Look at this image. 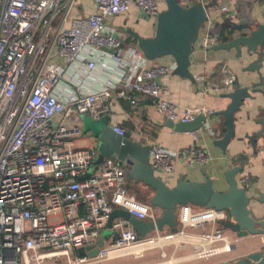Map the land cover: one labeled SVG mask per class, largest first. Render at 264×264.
<instances>
[{
  "label": "built area",
  "instance_id": "obj_1",
  "mask_svg": "<svg viewBox=\"0 0 264 264\" xmlns=\"http://www.w3.org/2000/svg\"><path fill=\"white\" fill-rule=\"evenodd\" d=\"M75 1L0 0V264H101L121 256L142 258L152 250L174 263L230 254L234 239L219 224L228 219L224 211L180 206L174 234L155 231L139 237L121 218L107 228L116 209L153 223L160 211L127 190L125 169L116 161L95 164L97 149L74 146L80 117H107L114 99L132 108L146 100L173 123L213 111L169 100L161 79L174 65L148 61L134 44L124 47L108 25L131 5L153 18L164 2L93 0L94 13L70 19ZM207 1L176 0L183 8ZM216 13L230 26L235 22L230 5L222 4ZM211 25L208 15L196 42L205 51L220 43ZM232 81L227 75L222 85L210 87L223 93ZM112 130L128 135L122 128ZM138 138L149 147L150 167L164 179L173 174L176 161L191 169L211 165L210 153L195 144L176 152L142 133ZM238 182L250 186L246 176ZM106 231L111 236L96 256L77 254L95 246ZM166 247H172L170 253Z\"/></svg>",
  "mask_w": 264,
  "mask_h": 264
},
{
  "label": "water",
  "instance_id": "obj_2",
  "mask_svg": "<svg viewBox=\"0 0 264 264\" xmlns=\"http://www.w3.org/2000/svg\"><path fill=\"white\" fill-rule=\"evenodd\" d=\"M224 0H208L204 4L197 3L189 8L181 7L176 0H164L165 8L153 17V32L149 37H141L134 31H127L128 38L148 61L170 57L174 61L172 74L194 83L190 72L191 55L198 40L199 32L207 21L208 15L218 10ZM233 1L235 20L232 30L237 33L226 43H219L213 51L235 49L238 57L244 53L254 57L253 61L243 69V72H257L259 81L250 83L252 88H242L236 76L231 83V92L224 95L230 100L225 110L215 114L222 116L225 132L214 142V145L225 152L227 145L235 134V114L243 101L251 98L250 93H257L264 86V9L263 4L256 0ZM264 95V92H261ZM80 120L96 142L98 163L102 159H112L123 167L128 182L141 184L152 194L149 204L160 211L155 223L143 222L122 210H113L109 215L107 228L116 218L127 221L139 237H145L155 231L177 232V209L180 206L191 205L208 210L224 211L228 219L219 224L237 239L248 236L264 238V192L259 191L253 200L248 196L247 189L240 186L237 174L240 166H233L223 173L227 189L218 191L214 188L207 172L203 171L204 182L189 181L181 175L173 187H169L155 175L149 164V147L127 137L115 134L108 123L107 117L91 120L81 116ZM206 121L205 116H197L188 123H173L167 121V126L176 132L192 133L200 129ZM260 131L249 138L252 148H255V138L264 136V116L258 120ZM89 174H87L88 176ZM111 236L110 231L103 233L95 246L77 250L79 256L94 257L104 242ZM215 264H264V244L260 250L229 262Z\"/></svg>",
  "mask_w": 264,
  "mask_h": 264
},
{
  "label": "crops",
  "instance_id": "obj_3",
  "mask_svg": "<svg viewBox=\"0 0 264 264\" xmlns=\"http://www.w3.org/2000/svg\"><path fill=\"white\" fill-rule=\"evenodd\" d=\"M158 1L164 2V0ZM256 1L262 3L264 9V0ZM223 4L233 8V1L224 0ZM95 11L93 0H76L70 13V19L86 16ZM216 11L214 10L209 14V19L212 22L210 33L216 35L220 43H226L237 36V33L223 18L218 17ZM234 21L236 22V20ZM108 25L117 31L116 33L121 37L124 47L134 44L128 38L127 31H134L141 37H149L153 32V18L145 16L133 5L129 7L128 11L109 20ZM242 52L243 55L238 57L235 49L205 51L197 43L191 55L190 72L194 78L204 76L205 81L191 83L189 80L173 75L172 72L162 77L161 82L167 87L169 100L183 108L204 107L213 111V115L205 116L206 121L202 123L200 129L192 133L176 132L169 128L166 125L168 120L158 114L146 100L139 99L135 108L121 99H114L109 103L110 113L107 116L109 125L126 130L129 139L141 143L138 134L142 133L159 146L171 151L178 152L195 144L210 153L211 165L205 169L198 167L191 169L182 162L176 161L174 172L168 178L165 177L164 179L155 174L169 187H173L181 175L189 181L204 182L203 171L205 170L212 180L214 188L218 191H224L227 189V184L223 173L233 166H240L241 172L237 174L236 178L240 180L245 176L248 177L250 185L246 187L248 196L253 200L258 196L259 191L264 192V136L255 138V148H252L249 141V138L261 129L258 120L264 116V95L261 93L264 92V86L258 87L260 92L250 93L251 98L245 99L235 114V134L225 152L214 145V142L220 139L225 132L222 116H215V114L225 110L230 103V100L224 95L231 92V86L225 92L218 93L210 87V84L222 85V80L227 75L236 76L242 88H252L251 84L259 81L257 72H243V69L253 61L254 57L249 58L244 53V49ZM155 63L167 66L174 65V61L170 57L160 58ZM262 74L264 76V70H262ZM193 133L198 135L196 139L193 138ZM73 144L77 148H95L92 147V143L81 137L75 139ZM94 145L96 146V142ZM260 149H263V154L258 155L257 152ZM103 160L98 163L95 161V164H99ZM133 187L147 189L141 184L127 181L126 188L132 194ZM230 236L234 239V247L231 253L209 258V264L235 260L250 252L260 250L264 244V238L259 235L242 239H237L231 234Z\"/></svg>",
  "mask_w": 264,
  "mask_h": 264
},
{
  "label": "rangeland",
  "instance_id": "obj_4",
  "mask_svg": "<svg viewBox=\"0 0 264 264\" xmlns=\"http://www.w3.org/2000/svg\"><path fill=\"white\" fill-rule=\"evenodd\" d=\"M78 137H81L85 141L92 143V147L96 148V146L94 145L95 140L93 138V135L84 126H82L80 135ZM134 191L137 193H135ZM132 192L135 193L138 198H141V197L150 198L151 196V192H149V190L144 189L142 187H133ZM195 208L200 209L199 207H195ZM162 233H167V232H162ZM151 235H154V233L153 234L151 233ZM171 249L172 247H168V248L166 247V249L164 250L170 253ZM180 256L181 254H178L177 258ZM167 260H168L167 258L166 259L160 258L159 250H152V251L146 252L142 258L135 259L131 256H121L117 258H112L101 264H161V263H166ZM60 262H61L60 264H66L65 260L60 261ZM209 263L210 262L208 259H201V260H190L187 262H178V263L175 262L173 264H209Z\"/></svg>",
  "mask_w": 264,
  "mask_h": 264
},
{
  "label": "trees",
  "instance_id": "obj_5",
  "mask_svg": "<svg viewBox=\"0 0 264 264\" xmlns=\"http://www.w3.org/2000/svg\"><path fill=\"white\" fill-rule=\"evenodd\" d=\"M128 189V188H127ZM128 191H129V189H128ZM135 192V191H134ZM151 192V191H150ZM135 193H137V192H135ZM135 193H133L136 197H137V195L135 194ZM151 194H152V192H151ZM138 198V197H137ZM140 201H142V202H146V203H149V198L148 197H141V198H138Z\"/></svg>",
  "mask_w": 264,
  "mask_h": 264
},
{
  "label": "bare ground",
  "instance_id": "obj_6",
  "mask_svg": "<svg viewBox=\"0 0 264 264\" xmlns=\"http://www.w3.org/2000/svg\"><path fill=\"white\" fill-rule=\"evenodd\" d=\"M175 262H176V261H175ZM172 263H174L173 260H169V261H167L166 263H161V264H172Z\"/></svg>",
  "mask_w": 264,
  "mask_h": 264
}]
</instances>
